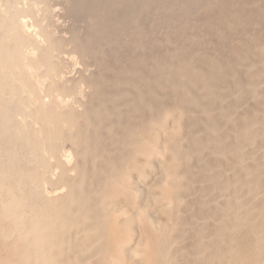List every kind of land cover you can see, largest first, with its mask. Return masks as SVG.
<instances>
[{
    "label": "rangeland",
    "instance_id": "374dc122",
    "mask_svg": "<svg viewBox=\"0 0 264 264\" xmlns=\"http://www.w3.org/2000/svg\"><path fill=\"white\" fill-rule=\"evenodd\" d=\"M0 264H264V0H0Z\"/></svg>",
    "mask_w": 264,
    "mask_h": 264
},
{
    "label": "bare ground",
    "instance_id": "6f19581e",
    "mask_svg": "<svg viewBox=\"0 0 264 264\" xmlns=\"http://www.w3.org/2000/svg\"><path fill=\"white\" fill-rule=\"evenodd\" d=\"M68 154V153H67ZM71 156V155H70ZM70 158V157H69ZM66 159V158H65ZM69 159H67V163L69 164L70 162H68ZM70 161V160H69ZM56 171V170H55ZM62 190V189H61ZM61 190H59V192H61ZM57 192V191H56Z\"/></svg>",
    "mask_w": 264,
    "mask_h": 264
}]
</instances>
